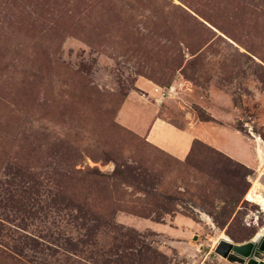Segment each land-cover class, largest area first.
<instances>
[{
  "label": "rangeland",
  "instance_id": "374dc122",
  "mask_svg": "<svg viewBox=\"0 0 264 264\" xmlns=\"http://www.w3.org/2000/svg\"><path fill=\"white\" fill-rule=\"evenodd\" d=\"M262 197L264 0H0V264H252Z\"/></svg>",
  "mask_w": 264,
  "mask_h": 264
},
{
  "label": "crops",
  "instance_id": "0c3cea01",
  "mask_svg": "<svg viewBox=\"0 0 264 264\" xmlns=\"http://www.w3.org/2000/svg\"><path fill=\"white\" fill-rule=\"evenodd\" d=\"M150 90V89H149ZM152 92V91H151ZM156 92H158L156 90ZM153 95H157L152 93ZM142 103H136L133 100H126L123 109L128 108L129 114L137 113L142 108ZM125 107V108H124ZM144 109V110H143ZM144 113L135 124L136 131L145 133L147 140L176 157L183 156L189 149L191 142L196 137L197 129L190 125L178 127L161 114L158 104L142 108Z\"/></svg>",
  "mask_w": 264,
  "mask_h": 264
},
{
  "label": "water",
  "instance_id": "95a60500",
  "mask_svg": "<svg viewBox=\"0 0 264 264\" xmlns=\"http://www.w3.org/2000/svg\"><path fill=\"white\" fill-rule=\"evenodd\" d=\"M221 249L225 250L223 247H221ZM230 249V251L236 253L239 256L244 258L247 257L249 259L248 262L252 264H255V262H253L254 259L260 260L261 263L259 264H264V235H258V233H256L253 238L246 242H233V245L230 247Z\"/></svg>",
  "mask_w": 264,
  "mask_h": 264
},
{
  "label": "bare ground",
  "instance_id": "6f19581e",
  "mask_svg": "<svg viewBox=\"0 0 264 264\" xmlns=\"http://www.w3.org/2000/svg\"><path fill=\"white\" fill-rule=\"evenodd\" d=\"M256 193H257V192H256ZM261 200H262V202L264 203V198H263V197L261 198ZM257 233H258V235H264V226H263V227H262ZM223 239H224V240L226 239L227 242H228V245H227L226 247H224ZM219 242H220L221 246H222L225 250H229V251L231 250L230 247L233 245V242H232L228 237L223 236Z\"/></svg>",
  "mask_w": 264,
  "mask_h": 264
}]
</instances>
